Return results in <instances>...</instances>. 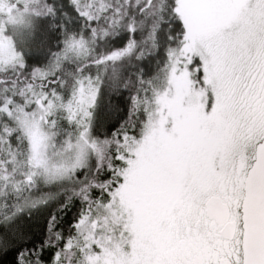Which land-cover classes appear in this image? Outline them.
Returning <instances> with one entry per match:
<instances>
[{"label":"snow or ice","instance_id":"6c2138e0","mask_svg":"<svg viewBox=\"0 0 264 264\" xmlns=\"http://www.w3.org/2000/svg\"><path fill=\"white\" fill-rule=\"evenodd\" d=\"M105 91L128 94L110 133ZM12 246L14 264H264V0H0V264Z\"/></svg>","mask_w":264,"mask_h":264},{"label":"trees","instance_id":"16d2710c","mask_svg":"<svg viewBox=\"0 0 264 264\" xmlns=\"http://www.w3.org/2000/svg\"><path fill=\"white\" fill-rule=\"evenodd\" d=\"M51 46L55 48V41H51ZM28 63L34 64L43 62V57H37L29 55L27 57ZM128 116V94L126 92L121 95H110L106 91L101 94L99 105L96 112L97 125L102 126L104 132H112L120 127V125L127 119ZM59 201L53 200L50 204L42 209L28 223V231L30 233V239L26 242L27 246L35 247L43 242V237L46 228V218L52 212L57 211ZM78 211V204L74 205L71 209L65 211L62 214L61 230L67 234L68 225L72 223L73 217ZM51 249H44L42 255L45 258V264H48V260L52 255ZM9 255L4 260V264H14L15 259V246L8 249Z\"/></svg>","mask_w":264,"mask_h":264}]
</instances>
